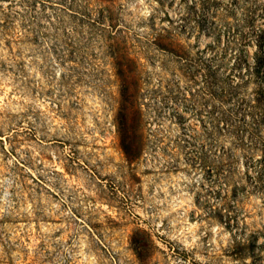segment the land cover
Segmentation results:
<instances>
[{
	"label": "rangeland",
	"instance_id": "374dc122",
	"mask_svg": "<svg viewBox=\"0 0 264 264\" xmlns=\"http://www.w3.org/2000/svg\"><path fill=\"white\" fill-rule=\"evenodd\" d=\"M259 90L264 0H0V264H264Z\"/></svg>",
	"mask_w": 264,
	"mask_h": 264
},
{
	"label": "trees",
	"instance_id": "16d2710c",
	"mask_svg": "<svg viewBox=\"0 0 264 264\" xmlns=\"http://www.w3.org/2000/svg\"><path fill=\"white\" fill-rule=\"evenodd\" d=\"M262 61H259V64L253 68V72L249 75V78L245 80V83L251 81V78L257 73V70L260 71ZM244 80V77H243ZM262 92L260 90L256 92V98L251 100H243L242 104H246L247 108L252 112L253 123L258 130L259 127L264 125V102H263ZM253 110V111H252Z\"/></svg>",
	"mask_w": 264,
	"mask_h": 264
}]
</instances>
